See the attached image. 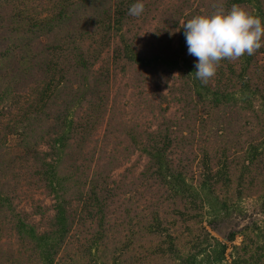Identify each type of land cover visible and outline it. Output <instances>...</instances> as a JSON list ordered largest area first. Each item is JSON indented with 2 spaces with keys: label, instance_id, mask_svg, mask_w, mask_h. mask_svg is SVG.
Listing matches in <instances>:
<instances>
[{
  "label": "trees",
  "instance_id": "trees-1",
  "mask_svg": "<svg viewBox=\"0 0 264 264\" xmlns=\"http://www.w3.org/2000/svg\"><path fill=\"white\" fill-rule=\"evenodd\" d=\"M135 2L0 0V264H264V226L228 262L195 227L230 213L234 174L236 197L264 183V47L205 85L182 27L220 4L264 20V0H143L139 17ZM199 112L221 132L194 143L181 124ZM129 159L140 192L113 173Z\"/></svg>",
  "mask_w": 264,
  "mask_h": 264
},
{
  "label": "clouds",
  "instance_id": "clouds-1",
  "mask_svg": "<svg viewBox=\"0 0 264 264\" xmlns=\"http://www.w3.org/2000/svg\"><path fill=\"white\" fill-rule=\"evenodd\" d=\"M144 10L143 0H136L128 14L139 17ZM182 27L188 54L196 58L195 77L205 85L216 75L222 60L235 61L264 47V20L237 4L230 9L216 5L210 12L192 16Z\"/></svg>",
  "mask_w": 264,
  "mask_h": 264
},
{
  "label": "rangeland",
  "instance_id": "rangeland-1",
  "mask_svg": "<svg viewBox=\"0 0 264 264\" xmlns=\"http://www.w3.org/2000/svg\"><path fill=\"white\" fill-rule=\"evenodd\" d=\"M264 87V85H263ZM164 105V104H163ZM171 110V109H170ZM167 111V113L170 112ZM203 118V119H202ZM209 118L207 116V113H201L199 112L196 115L192 116L191 120H188L184 124H181V128L183 129V132L186 135H189L190 131L192 132V139H194V143H203L204 139L211 135H217L220 134L221 129L217 128V125H215L214 129H211V122L209 121ZM203 125V127H200ZM104 126H100L98 128V131L101 132L102 128ZM99 145V144H98ZM134 157V156H133ZM234 157V155L230 156ZM142 161L143 159H129L128 161L123 160V163L116 167L113 170L114 175L119 176L121 172H127L126 173V181H135V184L132 188L139 187L144 188L143 184L140 182L139 179V171L142 168ZM126 166H130L132 171H125L124 168ZM196 168V167H195ZM234 170V166L232 168ZM234 174V173H233ZM236 176L234 174L233 180L230 182V188L228 189V193L230 194V213L228 215H224L222 213L218 214L215 218L210 215V212L205 211L204 215L202 217V221L196 223L195 227L198 226H205V228L212 234L215 235L218 239L225 241L228 244V247L225 250V262H228L231 258V245L233 243H240L242 239V235L240 234V229L244 225L247 224H257L259 226H264V183H258L257 184V190L252 191L247 194H243L241 197H236ZM153 194H155L151 199L154 201L157 197L163 198L165 195L160 194L159 191L156 188H151ZM224 190V189H223ZM246 191V190H244ZM36 195L39 193L36 192ZM151 194V193H149ZM140 197V193H139ZM166 204V202H165ZM213 219V223L215 225V228L209 224V220ZM127 220L125 219L123 223H121L120 229L114 237H112L110 240L111 242H116L118 239H124L125 233L127 232ZM236 230L235 236L233 240H227V235L230 231ZM174 232L180 233L179 237H185L187 230L184 229V226L181 225L177 230H174ZM141 234L140 230L136 231L134 233L135 237H139ZM145 240L155 239L154 235L148 234L143 235ZM142 255V254H141ZM99 257V256H98ZM164 260L162 264H172L171 260H165L162 257L156 256L152 259L153 263L151 264H159ZM97 262H99V259H96ZM139 264V263H138ZM146 264V263H145ZM150 264V263H148Z\"/></svg>",
  "mask_w": 264,
  "mask_h": 264
}]
</instances>
